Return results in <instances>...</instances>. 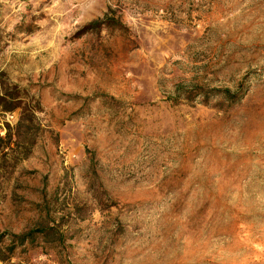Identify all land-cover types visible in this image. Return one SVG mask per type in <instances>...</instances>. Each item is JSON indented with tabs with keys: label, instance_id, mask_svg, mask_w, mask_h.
<instances>
[{
	"label": "rangeland",
	"instance_id": "1",
	"mask_svg": "<svg viewBox=\"0 0 264 264\" xmlns=\"http://www.w3.org/2000/svg\"><path fill=\"white\" fill-rule=\"evenodd\" d=\"M4 93L11 264H264V0H0Z\"/></svg>",
	"mask_w": 264,
	"mask_h": 264
},
{
	"label": "trees",
	"instance_id": "2",
	"mask_svg": "<svg viewBox=\"0 0 264 264\" xmlns=\"http://www.w3.org/2000/svg\"><path fill=\"white\" fill-rule=\"evenodd\" d=\"M20 97H16L13 94L10 93H4L3 95H0V111L2 112H9L13 113L17 109H19V106L14 104L15 102L19 101ZM22 128V122L20 121L18 125L16 126V130L20 131ZM6 135L4 137L0 136V142L4 144V147L7 149H11V146L20 147L21 145V139L22 135L18 133H13V129L7 125L6 128ZM10 241V245L7 246L4 244L5 240ZM27 239L30 240L31 243H34L36 241V237L33 233H30L28 235H7L1 234L0 235V264H11L12 259L15 254V250L17 248L18 244H23Z\"/></svg>",
	"mask_w": 264,
	"mask_h": 264
}]
</instances>
